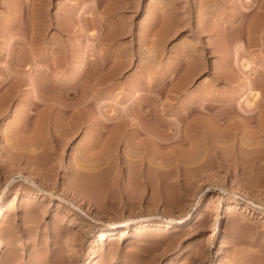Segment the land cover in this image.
<instances>
[{
  "label": "rangeland",
  "instance_id": "1",
  "mask_svg": "<svg viewBox=\"0 0 264 264\" xmlns=\"http://www.w3.org/2000/svg\"><path fill=\"white\" fill-rule=\"evenodd\" d=\"M262 174L264 0H0V264H264Z\"/></svg>",
  "mask_w": 264,
  "mask_h": 264
},
{
  "label": "bare ground",
  "instance_id": "2",
  "mask_svg": "<svg viewBox=\"0 0 264 264\" xmlns=\"http://www.w3.org/2000/svg\"><path fill=\"white\" fill-rule=\"evenodd\" d=\"M41 1H43V0H41ZM259 17H260V16H259ZM258 19L260 20V18H257V19L255 20L256 25H255V23H253L252 26H254V27L257 26ZM261 20H262V19H261ZM261 20H260V21H261ZM260 21H259V22H260ZM260 23H262V22H260ZM259 25H260V24H259ZM254 27H253L252 29H254ZM255 28H256V27H255ZM257 28H258V27H257ZM254 30H255V29H254ZM163 33H164V32H163ZM199 59H200V58H199ZM195 60H196V59H195ZM197 60H198V59H197ZM194 62L196 63V61H194ZM199 62H200V61H199ZM244 64H245V63H244ZM245 65H247V64H245ZM193 66H194V65H193ZM195 67H196V66H195ZM245 67H247V66H245ZM191 70H192V69H191ZM194 70H196V68L193 69L192 72H191V71H190V72L193 73ZM194 73H196V72H194ZM252 91H253V89H252ZM252 91H251V92H252ZM260 94H261V93H259L256 89H254V91H253L252 94H251L252 96L247 100L248 105H250V106H248V107H251V106H252L253 109H252V108H247V111H249L250 109H252V110L254 111V108L256 107V106H254V105H255V102H256L257 99L260 97ZM68 96H69V95H68ZM255 100H256V101H255ZM60 103L62 104V102H60ZM65 105H66V104L64 103V106H65ZM253 106H254V107H253ZM241 108H242V107H241ZM243 109H244V108H243ZM252 110H250V112H253ZM244 111H245V110H244ZM146 112H147V111H146ZM141 113H142V112H139V114H141ZM247 113H248V112H247ZM255 113H257V112H255ZM142 114H143V113H142ZM142 114H141V116L144 115V114H143V115H142ZM250 116H251V114H250ZM143 118H144V116H143ZM156 119H157V118H156ZM157 120H158V119H157ZM206 132H207V131H206ZM208 133H209V132H208ZM206 134H207V133H206ZM21 173H22V172H21ZM21 173H20V172H15L14 174L17 175V176H19V177H23V179L25 178L26 180L30 177V176L23 175V174H21ZM257 175H258V174H257ZM259 175H260V174H259ZM262 175H263V174H262ZM263 176H264V175H263ZM11 178H12V176H11ZM14 178H15V177H14ZM14 178H13V180H14ZM30 178H31V177H30ZM25 179H24V180H25ZM259 179H261L262 181H264V177H261V176H260ZM26 180H25V181H26ZM31 180H32V179H31ZM33 180H34V179H33ZM28 181H29V180H28ZM28 181H27V182H28ZM262 181H261V182H262ZM35 182H36V181L34 180L33 183H35ZM31 183H32V181H31ZM89 183H90V182H89ZM258 183H260V182L258 181ZM89 185H90V184H89ZM86 186H87V185H86ZM87 187H88V186H87ZM89 187H90V186H89ZM235 188H236V185H235ZM235 188H234V189H235ZM223 189H225V188H223ZM201 202H202V197L200 198V200H199V202H198V203H199V206L202 205ZM235 202H238V203H239V201H237V200H236ZM78 207L81 208L82 206L78 205ZM81 209H82V208H81ZM3 210H4V205H3L2 200H0V214H2ZM83 211H84V210H83ZM200 212H201V211L198 212V214H199V215H198V220L202 219V218L204 217V214H206V213H202V212L200 213ZM86 214H87V213H86ZM190 217H191V216H190ZM179 219H180L182 222L184 221V223H186V224H188V223L192 220L191 218H189V217H185V216H183V217H181V218H179ZM176 220H178V219L175 218V217H172V216H171V217H170V221H168V222L166 223V225H165L166 228L169 229V228H173V227H175V225H176L177 222H178V221H176ZM129 221H130V219H127V220H125V221H123V222L121 221L120 223H115V225H117V224H122V223H126V224H128ZM113 223H114V222H113ZM215 228H216V225H215ZM114 231H115V230H114ZM107 232H108V234H112V235H113V233H112L113 231H112V230H108ZM216 234H217V232H216ZM103 235H104V234H103Z\"/></svg>",
  "mask_w": 264,
  "mask_h": 264
}]
</instances>
